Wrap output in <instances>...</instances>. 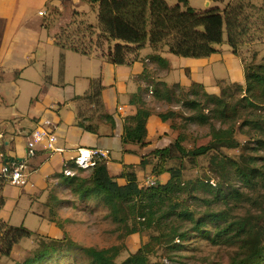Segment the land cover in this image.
<instances>
[{
	"label": "trees",
	"instance_id": "obj_1",
	"mask_svg": "<svg viewBox=\"0 0 264 264\" xmlns=\"http://www.w3.org/2000/svg\"><path fill=\"white\" fill-rule=\"evenodd\" d=\"M88 1L91 5L98 6L100 33L97 36V46L102 41L115 42L108 53L109 61L113 64H131L138 58L139 52L150 45L154 51L149 55L151 60L168 68L169 62L161 52L168 51L179 57L206 58L219 51L217 46L225 41V35L228 44L236 53L240 45L253 40V31L259 28V33L264 36V30L260 29L264 25V16L254 17L250 11L251 9L261 12L264 8L261 6L257 9L250 0H230L224 9L219 6L197 9L190 5L189 0H177L174 4L168 0ZM87 29L94 33L95 28L92 24H88ZM56 43L63 49H71L85 55L92 54L91 47L81 39H76L66 29L56 34ZM223 82L225 81H220L218 85ZM150 85H153L152 96L157 101L173 105L177 100L192 112L190 115H181L180 111L171 108L158 113L163 121L183 118L186 123L209 125L212 136L210 142L188 150L183 145L184 136L179 133L169 145L156 148L152 152L157 159L152 173L156 179L164 172H168L170 177L164 183L157 179L156 185L146 189L142 187L131 165L126 166L119 175L126 179V183L120 184L117 178L110 174L107 161L103 158H97L95 165L89 169L78 168L75 163L69 162V167H77V174L75 176L61 174L66 178V188L82 203H92L97 207L100 205L106 208L114 222L125 226L131 225L130 233L154 226L164 231V226L173 216L194 220L197 230H202L207 221L215 222L217 229L215 235L205 231L207 238L220 243L235 236L244 242L243 253L238 254L232 264H264V232L258 230V236L263 235L256 237L253 226L248 227L245 222L232 221L224 211H213L196 218L189 208L176 206L173 203L174 199L185 190L182 167L167 166L168 161L176 158L181 159L185 156L196 158L210 151L238 147L239 143L234 137L236 128L247 127L250 134L256 132L264 135L262 119L264 115L260 111L264 106V64L245 67V84L232 82L230 86H220V94L208 92L204 84L198 82H193L188 88L179 83L169 85L165 82H153ZM237 91H242L245 95L236 99ZM182 94L186 96L180 98ZM131 103L137 105V111L126 120L122 141L125 144H138L144 147L149 143L147 123L152 110L143 90H138L132 95ZM215 121L219 122L220 127H217ZM111 123L114 127L115 122L112 118ZM79 124L87 130H94L90 125H84L82 122ZM171 127L176 129L173 123ZM259 144L264 146V141L259 140ZM218 162V165L226 170L228 164H235L226 158ZM144 163L143 160V165ZM236 169L239 177L250 186L260 178L259 171L249 168V165L247 168L238 166ZM87 170L89 175L83 176ZM7 181V177L0 172V210L5 205L2 191ZM212 185L209 187L212 188ZM204 186L205 184L201 187ZM220 194L219 199H225L227 193L222 187H218L216 191L217 197ZM52 221L55 222V218H52ZM33 234L34 232L24 225L13 226L0 221L2 242L0 261L1 257L11 255L16 244L32 237ZM165 236H169L171 241L175 236L185 238L186 233L179 234V230L172 229V233ZM162 239L160 234L152 235L151 240L143 244L125 264H160L150 262L149 255L153 252L155 243ZM84 249L93 264H116V258L120 254L117 245L102 249L94 247ZM50 253V250H41L25 264H41L48 259Z\"/></svg>",
	"mask_w": 264,
	"mask_h": 264
},
{
	"label": "crops",
	"instance_id": "obj_2",
	"mask_svg": "<svg viewBox=\"0 0 264 264\" xmlns=\"http://www.w3.org/2000/svg\"><path fill=\"white\" fill-rule=\"evenodd\" d=\"M66 1L0 0V172L7 165L21 162L28 172L25 186L13 185L9 181L4 185L5 205L0 210V221L9 225L15 207L23 201L25 194L31 200L38 198L43 209L52 192L57 193V190L66 187L61 184L62 178L65 179L61 176L64 164L74 163L78 148L106 152L107 156L103 159L107 161L110 174L120 184L126 183L125 178L119 177L126 166L136 167L139 181L144 172L150 167L152 170L157 161L152 152L172 143L177 134L174 135L172 121H163L159 117V112L167 110L158 111L156 105L166 102L157 101L152 96L153 85L150 84L179 83L188 88L193 82H198L204 84L208 92L218 93V83L225 80L215 82L203 72L205 65L218 59L214 57L216 53L206 58L189 61L184 58L178 62L175 55L164 51L161 55L169 62V67L165 68L149 57L154 53L153 49L145 53L142 49L131 64H123L129 65V69L103 58L100 71L79 70L76 65L85 64L86 59L77 56L83 54L61 48L56 43L59 31L53 29L50 23L52 11L63 9ZM215 1L219 3L221 0ZM72 2L73 10L89 12V6L82 8L78 0ZM262 40L260 44L264 49V36ZM171 75H177L179 80L170 81ZM230 75L231 82L245 84L243 62L234 71L230 70ZM79 78L90 81L82 82ZM138 90L144 91L152 110L147 123L149 143L144 147L122 141L126 120L137 111V105L131 103V98ZM154 106L157 107L155 110ZM110 117L115 122L114 127ZM45 120L54 124L58 143L65 151L50 152L39 147L30 156L27 154L28 140L32 131ZM79 122L90 125L94 130H87ZM164 138L170 139L169 144H155V140ZM19 158L23 160L17 162ZM75 167L72 169L77 173ZM169 177V173L164 172L157 178L164 183ZM9 202H12L10 210ZM47 221L50 225L48 233H61L62 227Z\"/></svg>",
	"mask_w": 264,
	"mask_h": 264
},
{
	"label": "rangeland",
	"instance_id": "obj_3",
	"mask_svg": "<svg viewBox=\"0 0 264 264\" xmlns=\"http://www.w3.org/2000/svg\"><path fill=\"white\" fill-rule=\"evenodd\" d=\"M168 1L171 4L177 2V0ZM250 1L257 6V9L261 6L264 8V0ZM228 2L229 0H221L219 3H216L215 0H190V5L198 9H205L209 6H219L224 9ZM77 3L82 8L89 6V12L73 10L74 4L72 0H67L63 9L52 11L50 23L53 24V29H56V31L61 32L66 29L76 39H81L88 47L92 48V56L86 57L84 54L77 56L80 57L79 59H86V62L83 65H76V67L79 70L83 68L88 72H98V70H101L103 58L109 61L108 53L110 48L114 47L115 42L102 41L97 46V36L100 33L98 27V6L91 5L88 0H78ZM250 11L254 17L264 16V9L261 12L251 9ZM88 24L94 26L93 34L87 29ZM260 29L264 30V25ZM253 35L252 41L240 45L238 53L234 52L228 44L225 35V41L217 46L219 51L214 56L215 58L218 57V59L205 65L203 72L215 82L225 79V82L221 83L220 86H230L232 83L230 70L234 71L239 67L240 63L243 62L245 67H256L264 64V49L263 45L260 44L263 42V40L260 41L263 36L262 33H259V28L253 31ZM142 51V53L152 51V48L147 45ZM176 58L178 62H182L184 58L188 59V61L192 59L179 56H176ZM124 69H129V65L124 66ZM176 76L171 75L169 77L170 81H178L179 79ZM79 81L87 82L90 80L88 78H79ZM217 94H220V90ZM243 94L242 91H237L235 98L240 99V97L245 95ZM185 96L182 94L180 98ZM156 106L153 109L157 108L159 109L158 111L173 108L176 111H180L181 115H190L192 113L190 109L182 106V103L177 100L174 101L173 105L162 103V105ZM260 111L264 115V106ZM262 119L264 123V116ZM172 123L176 128L174 135L180 133L184 136L183 145L188 150L206 145L212 139L209 125L186 123L183 118L174 119ZM214 123L217 127H220L219 122L215 121ZM234 137L239 143L236 148H222L220 151H210L208 154L196 158L185 156L181 159L176 158L167 162L169 167H182V178L185 182V190L174 199L173 203L179 207L189 208L194 212L196 218L213 211H224L232 221L236 223L245 222L248 227L253 226L255 228L253 233L256 237H260L263 234L258 236L257 231L264 232V146L259 144V140L263 142L264 135L256 132L250 134L247 127H245L242 129L236 128ZM155 141V144L158 143L157 145H166L169 144L170 139L164 138L160 141ZM224 158L234 161L235 164H228V169H223L218 165V161ZM248 165L249 168H255L259 171L260 178L258 181L256 180L253 186L245 183L236 172L238 166L247 168ZM132 167L134 170L136 169L133 165ZM82 175L88 176L89 171ZM151 175H154V173H152L150 167L140 177V183H144L145 179ZM65 183L66 178H62L61 184L64 185ZM203 184L205 186L201 187ZM209 185L213 187L210 188ZM215 185L217 186L215 187ZM218 187H222L227 193L225 199H219L221 194L217 197L216 191ZM143 188L146 189V186H143ZM11 208L12 202H9V210ZM40 211H42L43 215ZM44 216L51 225L53 222L52 218H55V223L57 222V225L63 228L60 234L48 233L50 225ZM22 224L34 232L33 236L25 238L16 244L9 257H1L0 264H25L38 255L41 250L51 251L47 257L48 259L41 264H93L92 259L84 248L94 247L102 249L114 245L120 248L116 264H125L130 261L133 254L143 244L151 240L152 235L159 234L162 235L163 239L155 243L154 250L149 255L152 263L232 264L234 258L238 254L243 253L244 242L235 236L220 243H215L212 239L207 238V233L215 235L217 230L216 223L210 221H207L202 226V230H197L194 220H184L173 216L168 224L164 226V231L154 226L150 229L143 228L140 232L130 233L131 225L125 226L114 222L106 208L100 205L97 207L92 203H82L65 186L57 190V193H51L44 203L43 209L42 203H39L38 198L31 200L25 194L23 201L15 207L10 219V225L20 226ZM172 229L179 230V234L186 233V237L175 236L170 241V237L165 236V234H171ZM205 231L207 232L206 234L204 233Z\"/></svg>",
	"mask_w": 264,
	"mask_h": 264
},
{
	"label": "built area",
	"instance_id": "obj_4",
	"mask_svg": "<svg viewBox=\"0 0 264 264\" xmlns=\"http://www.w3.org/2000/svg\"><path fill=\"white\" fill-rule=\"evenodd\" d=\"M58 140L59 138L54 124L50 120H45L32 131L27 143V154L33 156L39 147H44L50 152L63 153L65 148L59 145ZM106 156V152L81 147L77 149V156L74 159V163L78 168L89 169L95 165L97 158ZM2 172L13 185L25 186L28 183L27 167L22 162L5 166ZM63 173L66 176H75L77 174L68 166V162L64 164ZM156 184L157 179L148 176L145 182L142 183V187L146 186L147 188Z\"/></svg>",
	"mask_w": 264,
	"mask_h": 264
},
{
	"label": "water",
	"instance_id": "obj_5",
	"mask_svg": "<svg viewBox=\"0 0 264 264\" xmlns=\"http://www.w3.org/2000/svg\"><path fill=\"white\" fill-rule=\"evenodd\" d=\"M23 159H21V158H19L18 160H17V162H21Z\"/></svg>",
	"mask_w": 264,
	"mask_h": 264
}]
</instances>
